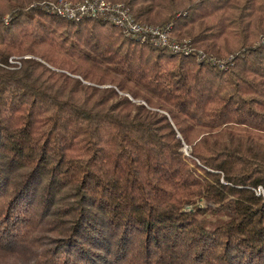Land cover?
<instances>
[{"label":"trees","instance_id":"16d2710c","mask_svg":"<svg viewBox=\"0 0 264 264\" xmlns=\"http://www.w3.org/2000/svg\"><path fill=\"white\" fill-rule=\"evenodd\" d=\"M50 1L0 0V258L264 264V0H113L189 54Z\"/></svg>","mask_w":264,"mask_h":264},{"label":"built area","instance_id":"2783aa9c","mask_svg":"<svg viewBox=\"0 0 264 264\" xmlns=\"http://www.w3.org/2000/svg\"><path fill=\"white\" fill-rule=\"evenodd\" d=\"M49 6L59 15L67 18H80L83 16L103 17L119 27L126 36L149 41L155 46L165 47L174 53L189 54L194 49L187 41H177L171 33L170 24L153 25L137 21L129 9L121 2L112 0H81L71 2L57 0ZM200 57L204 54L198 51ZM9 63L20 65L18 58H9ZM186 147H184V151ZM186 153V151H185Z\"/></svg>","mask_w":264,"mask_h":264},{"label":"rangeland","instance_id":"374dc122","mask_svg":"<svg viewBox=\"0 0 264 264\" xmlns=\"http://www.w3.org/2000/svg\"><path fill=\"white\" fill-rule=\"evenodd\" d=\"M71 2H73V1H71ZM76 2H78V1H76ZM114 2H116V1H114ZM50 3H53V2L50 1ZM7 16L8 15L6 14L5 15V18H7ZM183 41H185V40H183ZM183 41H180V42H183ZM201 52L204 54V52L202 50H201ZM26 56H28V55H26ZM17 66L19 67L20 65H17ZM184 147H186V150H185L186 153L184 151ZM181 150H182V152L184 154L188 155L189 154L190 147L188 145H186V144H183L181 146ZM21 258L24 259V256H21ZM23 263H24V261H22V263H21V260L18 257H16V256L15 257H11V258H8V257H5V258L2 257V258H0V264H23Z\"/></svg>","mask_w":264,"mask_h":264}]
</instances>
